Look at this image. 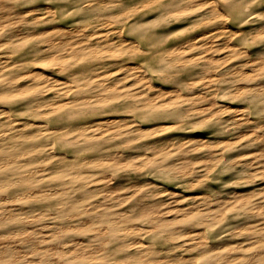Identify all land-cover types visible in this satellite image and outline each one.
I'll list each match as a JSON object with an SVG mask.
<instances>
[{"label":"rangeland","instance_id":"rangeland-1","mask_svg":"<svg viewBox=\"0 0 264 264\" xmlns=\"http://www.w3.org/2000/svg\"><path fill=\"white\" fill-rule=\"evenodd\" d=\"M224 1L0 0V74L17 77L19 71L35 69L37 76L21 83L32 93L35 90L27 98L41 94L45 101H33L26 111L16 114L19 123L25 119L42 122L43 110L53 102L84 95L66 93L70 74L64 69L68 67L65 61L84 54L82 50H101L114 36L116 23L126 24L128 36L153 45L154 54L144 64L150 67L155 87L144 81L140 89L161 98L184 96L185 103L180 106L181 116H174V109L136 119L132 113L121 112L126 120L120 124L134 119L138 123L131 124L132 134L113 148L119 152L109 162L114 170L85 168L95 174L96 181L90 184L94 200L109 198L115 204L112 211L124 214L132 229L129 243L140 238L150 244L149 229L158 236L192 231L194 237L222 249L231 242L252 249L248 252L260 254L253 264H264V239L242 231L245 225L264 226V0H235L232 11L225 9ZM167 5L195 6L180 16L179 8L174 15L166 13ZM222 10L229 16H223ZM209 19H215L216 26L199 47L186 53L161 52L201 32ZM103 34L109 35L108 43H100ZM2 36L11 38L8 42L16 48L15 54L6 52L9 44L4 46ZM201 52L206 60L205 72L196 76L201 82L185 83L181 74L170 77L167 58L177 61ZM210 76L213 80L208 83ZM160 86L167 91L161 93ZM49 87L53 91H45ZM38 104H44L39 110L42 114L32 116ZM41 223L34 221L30 226L49 235L44 224L51 220ZM30 241L0 239V246L13 244L21 254L36 259L27 249ZM77 241L85 242V238L78 236ZM198 242H188L184 235L171 254L195 258L202 252ZM51 247L57 251L60 245ZM57 259L63 261L60 256Z\"/></svg>","mask_w":264,"mask_h":264},{"label":"bare ground","instance_id":"bare-ground-1","mask_svg":"<svg viewBox=\"0 0 264 264\" xmlns=\"http://www.w3.org/2000/svg\"><path fill=\"white\" fill-rule=\"evenodd\" d=\"M222 5L232 11L237 2L227 0ZM167 6L166 13L173 15L179 8ZM194 6L177 11L182 10V16L192 12ZM222 12L223 16H229L225 10ZM116 24L109 43L108 34L101 36L100 43H108L101 50L90 49L88 53L82 50L84 54L77 53L69 63L65 61L68 67L63 68L70 74L66 93L84 95L53 102L48 110H43L42 122L25 119L19 123L16 114L26 111L33 101L39 100V104L41 98L45 101L46 97H40L41 94L27 98L32 90L21 83V79L37 76L35 69L23 74L19 71L17 77L10 73L0 74V239L31 240L27 249L36 257L29 259L31 254H21L16 246L6 242L0 246V264H197L198 261L203 264H253L260 254L249 253L252 249L235 242L222 249L219 244L194 237L192 231L164 230L167 234L158 236L149 229L146 233L153 239L150 244L140 238L129 243L132 229L124 214L112 211L115 204H110L109 198L94 200L96 193L90 184L96 181L95 174L85 168L99 166L104 171L114 170L109 162L119 152L113 148L132 134L133 129L130 132L128 129L131 124L138 123L136 116L161 114L171 109L176 110L174 116H181L180 106L185 103L184 96L161 98L140 89L139 83L153 80L149 65L144 64L154 54L153 45L128 36L126 24ZM203 26L206 28L201 27V32L183 42H173L161 52L186 53L199 47L200 41L214 30L215 19L206 20ZM1 40L4 46L9 44L7 49L4 47L7 53H16V48L10 45L12 42H8L11 38L5 40L2 36ZM169 58L166 67L170 69V77L181 74L185 76V83L201 82L202 78L199 80L196 76L205 72L206 60L202 52L177 61L176 57ZM24 67V64L19 66V70ZM206 79L208 83L213 80L211 76ZM150 86L155 87L153 82ZM53 88L45 91L51 92ZM160 90L164 93L167 88L160 86ZM190 98L191 95L187 96L188 100ZM39 104L31 112L32 116L39 115L44 105ZM122 111L132 113L134 121L120 124L126 120ZM100 177V180L105 179L103 175ZM48 219L51 223L44 224ZM34 221L46 225L49 235L30 226ZM242 231L257 238L261 235L264 239V226L245 225ZM184 235L188 242L199 241L202 252L195 258L171 254ZM78 236H83L85 242L77 241ZM51 244L60 245V248L53 251ZM260 250L258 247L257 251Z\"/></svg>","mask_w":264,"mask_h":264}]
</instances>
